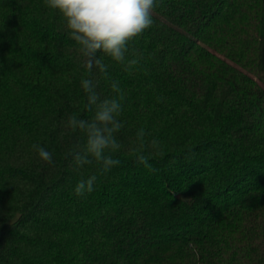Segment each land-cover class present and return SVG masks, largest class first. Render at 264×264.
I'll use <instances>...</instances> for the list:
<instances>
[{
    "label": "trees",
    "instance_id": "obj_1",
    "mask_svg": "<svg viewBox=\"0 0 264 264\" xmlns=\"http://www.w3.org/2000/svg\"><path fill=\"white\" fill-rule=\"evenodd\" d=\"M153 18L105 79L44 0H0V264H264V0H163ZM82 77L125 95L104 175L65 158L84 140L63 122L92 115ZM140 128L155 171L128 150Z\"/></svg>",
    "mask_w": 264,
    "mask_h": 264
},
{
    "label": "clouds",
    "instance_id": "obj_2",
    "mask_svg": "<svg viewBox=\"0 0 264 264\" xmlns=\"http://www.w3.org/2000/svg\"><path fill=\"white\" fill-rule=\"evenodd\" d=\"M163 0H44L45 6L58 11L63 18L68 37L75 42V51L83 58L82 66L88 76L97 69L108 79V67L105 58L127 68L138 63L137 50L130 47L134 40L155 24L153 13L161 6ZM129 56L133 58L129 59ZM80 87L86 94L85 108L91 112L90 118H81L72 113L63 122L65 134L80 133L84 143L80 151H72L70 156L76 171L94 162L99 165V174L104 175L120 164L112 153L119 152L124 145L117 134L124 128L120 119L124 111L122 101L124 92L117 80H111V97L101 98L96 91L97 83L91 78L80 79ZM162 99V97L160 98ZM144 128L135 134V142L129 151L135 154L138 163L150 171H155L148 162L152 153L159 154L160 142L153 138ZM31 149L40 160L49 165L54 164L53 154L34 143ZM194 156V153H192ZM97 175L92 174L80 179L74 188L77 197L85 196L95 190Z\"/></svg>",
    "mask_w": 264,
    "mask_h": 264
}]
</instances>
